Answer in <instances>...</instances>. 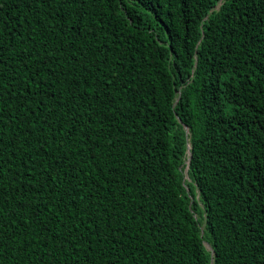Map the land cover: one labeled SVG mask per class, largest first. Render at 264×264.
<instances>
[{
	"label": "trees",
	"instance_id": "obj_1",
	"mask_svg": "<svg viewBox=\"0 0 264 264\" xmlns=\"http://www.w3.org/2000/svg\"><path fill=\"white\" fill-rule=\"evenodd\" d=\"M0 264H264V0H0Z\"/></svg>",
	"mask_w": 264,
	"mask_h": 264
}]
</instances>
